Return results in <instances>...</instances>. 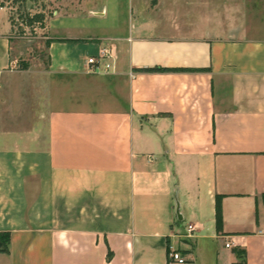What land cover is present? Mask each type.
<instances>
[{
    "label": "crops",
    "instance_id": "1",
    "mask_svg": "<svg viewBox=\"0 0 264 264\" xmlns=\"http://www.w3.org/2000/svg\"><path fill=\"white\" fill-rule=\"evenodd\" d=\"M130 1L51 36L44 122L0 7V264H264V0Z\"/></svg>",
    "mask_w": 264,
    "mask_h": 264
},
{
    "label": "rangeland",
    "instance_id": "2",
    "mask_svg": "<svg viewBox=\"0 0 264 264\" xmlns=\"http://www.w3.org/2000/svg\"><path fill=\"white\" fill-rule=\"evenodd\" d=\"M216 2L220 0H215ZM130 0H10L4 1L6 7L13 15L16 22L14 28V48L15 59L14 68L16 70H28L23 72L21 80H35L38 84L37 102L35 104L38 119L44 118L50 109L49 103L44 93L45 81L53 78L47 72L50 65L49 44L51 36H88L98 33L108 34L114 23L125 26L131 11ZM189 0H181L187 3ZM106 3L109 13L106 16L94 14L93 9L101 8ZM161 12L172 11V8L161 7L155 9ZM182 6L176 7L174 11L179 12ZM43 12L45 20L43 24L36 23L27 26L21 16L27 13L35 14ZM9 12L0 11V33L5 32L8 27ZM52 29V30H51ZM57 80V79H56ZM179 198H176V206Z\"/></svg>",
    "mask_w": 264,
    "mask_h": 264
},
{
    "label": "built area",
    "instance_id": "3",
    "mask_svg": "<svg viewBox=\"0 0 264 264\" xmlns=\"http://www.w3.org/2000/svg\"><path fill=\"white\" fill-rule=\"evenodd\" d=\"M115 58L114 48L110 46L102 47L97 54L90 55L87 58L86 72L87 73H104L107 74L112 69V59ZM196 229L194 224H189L187 229V236H192V233ZM232 243L228 241L226 243L227 247H231ZM170 258L172 260H177L179 262H185V259L181 254L171 247L169 252Z\"/></svg>",
    "mask_w": 264,
    "mask_h": 264
},
{
    "label": "trees",
    "instance_id": "4",
    "mask_svg": "<svg viewBox=\"0 0 264 264\" xmlns=\"http://www.w3.org/2000/svg\"><path fill=\"white\" fill-rule=\"evenodd\" d=\"M4 1L10 0H0V7H6ZM23 22L27 26H33L36 23L43 24L45 20V15L43 12H37L35 14L27 13L24 16H21ZM10 22L12 24V38L14 39L15 35L13 33L14 28L16 27V22L13 15L10 13ZM10 234L9 233H0V250L7 251V242H9Z\"/></svg>",
    "mask_w": 264,
    "mask_h": 264
},
{
    "label": "water",
    "instance_id": "5",
    "mask_svg": "<svg viewBox=\"0 0 264 264\" xmlns=\"http://www.w3.org/2000/svg\"><path fill=\"white\" fill-rule=\"evenodd\" d=\"M177 213H178V217L181 219L182 216H181V214H180V203H179V202H178V204H177Z\"/></svg>",
    "mask_w": 264,
    "mask_h": 264
}]
</instances>
